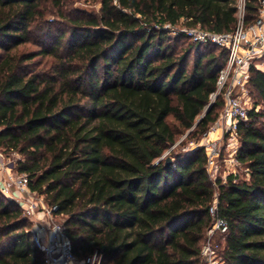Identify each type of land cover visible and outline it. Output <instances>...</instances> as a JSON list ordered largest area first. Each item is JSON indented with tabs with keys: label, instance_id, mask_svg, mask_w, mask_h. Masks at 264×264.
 <instances>
[{
	"label": "trees",
	"instance_id": "1",
	"mask_svg": "<svg viewBox=\"0 0 264 264\" xmlns=\"http://www.w3.org/2000/svg\"><path fill=\"white\" fill-rule=\"evenodd\" d=\"M258 1L245 0L246 24ZM99 4L71 12L62 0H0V149L20 155L15 170L66 216L79 259L97 252L100 264H200L216 197L227 223L224 264H264V68H250L254 103L236 125L246 179H211L203 146L164 155L218 117L220 96L204 110L226 58L170 32L231 31L236 0ZM182 38L190 45L179 47ZM42 258L30 221L0 192V264Z\"/></svg>",
	"mask_w": 264,
	"mask_h": 264
},
{
	"label": "built area",
	"instance_id": "2",
	"mask_svg": "<svg viewBox=\"0 0 264 264\" xmlns=\"http://www.w3.org/2000/svg\"><path fill=\"white\" fill-rule=\"evenodd\" d=\"M244 2L245 0H236L237 20L231 31L217 33L199 26L184 25L176 26L172 31L181 33L193 43L202 46L215 45L226 52L225 61L217 74L215 90L210 93L207 105L212 104L219 96L222 98V108L210 125V130L221 129L227 134L229 156L235 164H238L234 158L238 147L236 125L239 121L247 119L250 103V68L254 66L261 69V65H264L260 60L264 56V0L258 1L257 16L249 24L244 21ZM205 146L207 164L213 167L214 158L218 155V142L211 140ZM0 172L3 173L0 192L17 204L25 217H37L40 214V225L37 223L38 229L33 233V240L42 251V264H100L101 255L97 252L82 259L73 253L64 227L53 222L56 205H42V208H39V194L29 188L27 175L14 172L8 157L1 149ZM216 203L217 199L214 197L208 210L211 225L205 232L200 251L201 264H224L222 245L215 241V235L223 236L227 231V223L218 216ZM42 222L46 223V227Z\"/></svg>",
	"mask_w": 264,
	"mask_h": 264
},
{
	"label": "rangeland",
	"instance_id": "3",
	"mask_svg": "<svg viewBox=\"0 0 264 264\" xmlns=\"http://www.w3.org/2000/svg\"><path fill=\"white\" fill-rule=\"evenodd\" d=\"M62 3H65L64 7H66V9L70 10L71 12L74 11L97 12L100 6L99 0H62ZM48 18L52 19L53 16H48ZM176 34L177 33L175 32H170L171 37H174V35ZM177 44L179 47H186L188 44L190 45V42L182 38L177 41ZM192 57L193 54L189 56L190 60L192 59ZM261 67H263V65H261ZM249 96H250L249 109H251L254 103V99L252 98L250 93ZM256 108L259 109L260 105L257 104ZM209 130H210V126L208 128V131L204 135L198 138H193V137L186 138V133L181 134L180 136H178L176 142L173 145H171L170 148L164 153V155H167V153L171 150L174 151L175 153L190 152L193 149L201 146L206 147L205 145L207 144L208 141L214 140L218 142V155L214 158L215 164L213 167H210L207 164V170L211 179H215L216 177H219L223 180L230 173H237V175L239 176L238 178L246 179L248 172L247 168L242 164L239 163L235 164L233 158L229 156L230 148L227 146V134L222 132L221 129L218 130L211 129L210 131ZM2 152L8 157L12 169L14 170V172H16L15 170L16 161L20 158V155L15 151L2 150ZM1 178L2 177H0V180ZM39 197H40L39 208H42V205L43 206L49 205L44 195H39ZM65 219H66L65 215L55 214L53 218V222H55V224H60L63 226V222ZM28 220L30 221V228L32 232L33 233L36 232L35 230L38 229L37 226L39 224V223L37 224V222L40 221L39 216L37 217L29 216ZM41 224H43V226L46 227V223L42 222ZM223 238L224 237L220 236L219 234L215 235V241L221 243V245L223 243Z\"/></svg>",
	"mask_w": 264,
	"mask_h": 264
},
{
	"label": "water",
	"instance_id": "4",
	"mask_svg": "<svg viewBox=\"0 0 264 264\" xmlns=\"http://www.w3.org/2000/svg\"><path fill=\"white\" fill-rule=\"evenodd\" d=\"M210 106H211V104L207 105V106L205 107L204 112L207 111V109H208ZM200 117H201V116H200ZM200 117H199V118H200ZM199 118H198V119H199ZM198 119L196 120V122L198 121ZM170 161H171V158H170V157H166V158H165V163H166V164L170 163Z\"/></svg>",
	"mask_w": 264,
	"mask_h": 264
},
{
	"label": "crops",
	"instance_id": "5",
	"mask_svg": "<svg viewBox=\"0 0 264 264\" xmlns=\"http://www.w3.org/2000/svg\"><path fill=\"white\" fill-rule=\"evenodd\" d=\"M264 68V65H263V67H261V69H263ZM218 130V129H217ZM3 176V173L2 172H0V177H2ZM39 215V217H40V214H38ZM40 221H38L37 223H39Z\"/></svg>",
	"mask_w": 264,
	"mask_h": 264
}]
</instances>
